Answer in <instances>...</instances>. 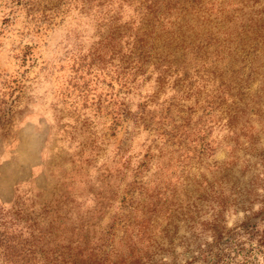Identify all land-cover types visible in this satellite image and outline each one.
Instances as JSON below:
<instances>
[{"label":"rangeland","instance_id":"1","mask_svg":"<svg viewBox=\"0 0 264 264\" xmlns=\"http://www.w3.org/2000/svg\"><path fill=\"white\" fill-rule=\"evenodd\" d=\"M103 1L0 0V264H264V43L224 54L210 112L218 79L128 65L145 10ZM172 1L264 37V0Z\"/></svg>","mask_w":264,"mask_h":264},{"label":"trees","instance_id":"2","mask_svg":"<svg viewBox=\"0 0 264 264\" xmlns=\"http://www.w3.org/2000/svg\"><path fill=\"white\" fill-rule=\"evenodd\" d=\"M29 0H12L15 6L23 5L25 7V2ZM100 1V0H99ZM110 0H104L103 4H108ZM127 1V0H121ZM177 1L172 0H140V9L144 8V15L141 17V27L143 33L141 35L136 34L134 40L131 42L132 47H130L128 53V65L130 64V59L135 58L134 61L136 65H139L141 72L145 73L150 67L152 71L157 70L158 74H163L167 70L169 71L174 66V72H182L184 75L178 83H181L187 79V73L193 72L195 76H199L201 81L210 82L218 79V86L216 89V94L210 97V101L206 105V110L213 112L218 109L224 102V98L230 90V86L227 83H223L221 75L225 76L229 73V69L225 68L223 64L224 54H231L240 51L249 53L257 52V48L264 43V37L249 31L245 25L244 27L237 28L234 33H224L219 35L218 33L212 34L210 32L204 33V36L198 35L195 26L188 24L186 19L189 15H200L196 17V21H203L210 24L211 16L215 15L214 19H218L216 16L218 11L215 8L213 2L203 3L202 1L196 2L194 4L190 1L188 6H182L178 14L171 18V15L176 11ZM102 6V3L99 4ZM176 8V9H175ZM180 8V7H179ZM182 12V13H181ZM232 18V17H230ZM186 19V20H185ZM243 20V19H242ZM51 21L50 16H44L41 19V23ZM49 24H51L49 22ZM177 27L174 30V27ZM178 31L179 35H176ZM218 35L216 38L214 36ZM166 36V38L164 37ZM164 37V40L161 38ZM219 37H222L221 39ZM166 39L173 40L176 45H174V55H172V60L174 63L169 66L166 65L165 59L166 55H163L165 48H168L169 42ZM168 44H167V43ZM128 46V43L126 44ZM254 45L253 47H251ZM128 48V47H127ZM246 55V54H245ZM211 59H209V58ZM213 64L215 66L213 67ZM220 65V67H218ZM213 67V71L210 69ZM128 68L126 67V70ZM210 75H214V79L210 78ZM143 114V112L141 113ZM235 115L230 121L234 122ZM163 121V118L161 122ZM169 121L166 120L167 123ZM161 123L162 126L167 125L166 123ZM165 132V130L163 131ZM163 135V133L161 134ZM168 138H188L195 147L199 149V153L205 152V150L210 149L211 143L206 140V136L202 132H195L190 135L189 129H179L177 131L166 133ZM29 250L24 249V254Z\"/></svg>","mask_w":264,"mask_h":264}]
</instances>
